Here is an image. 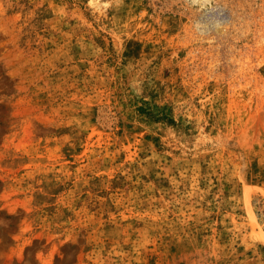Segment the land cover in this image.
<instances>
[{
    "label": "rangeland",
    "instance_id": "rangeland-1",
    "mask_svg": "<svg viewBox=\"0 0 264 264\" xmlns=\"http://www.w3.org/2000/svg\"><path fill=\"white\" fill-rule=\"evenodd\" d=\"M0 0V264H264V0Z\"/></svg>",
    "mask_w": 264,
    "mask_h": 264
},
{
    "label": "bare ground",
    "instance_id": "bare-ground-1",
    "mask_svg": "<svg viewBox=\"0 0 264 264\" xmlns=\"http://www.w3.org/2000/svg\"><path fill=\"white\" fill-rule=\"evenodd\" d=\"M209 2V0L206 2V4Z\"/></svg>",
    "mask_w": 264,
    "mask_h": 264
}]
</instances>
